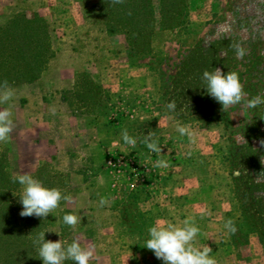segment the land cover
I'll return each mask as SVG.
<instances>
[{
	"label": "rangeland",
	"instance_id": "obj_1",
	"mask_svg": "<svg viewBox=\"0 0 264 264\" xmlns=\"http://www.w3.org/2000/svg\"><path fill=\"white\" fill-rule=\"evenodd\" d=\"M142 3L0 0V24L18 13L43 17L54 52L41 79L21 85L31 95L22 107L39 118L48 112L43 128L58 133V160L42 158L31 175L41 168L43 184L71 197L48 216L45 239L94 246L90 264H163L145 248L149 228L193 218L195 245L210 247L217 264H264V104L223 112L201 79L220 67L239 74L246 99L264 94V0H152V21L144 15L136 24L135 11L147 12ZM80 74L101 90L85 114L61 98ZM181 126L197 134L194 141ZM125 129L135 146L124 142ZM16 148L0 142L12 177L30 169ZM76 193L85 199L76 201ZM66 214L77 215L75 228L64 223ZM229 220L235 232L225 227Z\"/></svg>",
	"mask_w": 264,
	"mask_h": 264
},
{
	"label": "clouds",
	"instance_id": "obj_2",
	"mask_svg": "<svg viewBox=\"0 0 264 264\" xmlns=\"http://www.w3.org/2000/svg\"><path fill=\"white\" fill-rule=\"evenodd\" d=\"M123 2L124 0H113V3ZM234 48L237 58H243L245 50L239 45H234ZM201 79L206 86L207 94L222 106L223 112L241 102H245L246 107L249 108L264 104V94L246 99L248 94L237 72L225 73L222 68L216 67L213 71L205 70ZM3 85L6 86V90L0 96V103H6L14 96V90L8 86L7 81H4ZM168 108H174V103L168 104ZM11 116L10 108L0 110V142L7 141L13 131ZM177 130L182 136H187L193 141L197 135L190 126H181ZM122 137L126 144L135 146L136 140L129 136L126 129L122 132ZM144 142L149 149L159 151L155 142ZM260 143L264 146V140ZM261 163L264 164V161ZM155 166H164V162L157 161ZM13 182H18L23 187L22 195L19 197V202L22 204V211L19 213L21 217H48L59 207L61 200L71 199L59 188L46 187L42 181L29 173L13 177ZM103 203L105 201L102 198L101 204ZM63 221L72 228H75L79 222L75 214L64 215ZM225 227L231 232L236 231L231 220L226 223ZM199 233L200 229L193 218L183 220L182 225L165 224L158 221L148 230L149 238L145 242V248L152 251L163 264H217L216 259L210 255L212 251L210 247L201 248L195 245L194 242ZM38 243V254L43 264H63L66 260H71L74 264H90L94 258V246L82 245L78 239L71 243L62 242L61 239L52 241L46 240L45 234L41 233Z\"/></svg>",
	"mask_w": 264,
	"mask_h": 264
},
{
	"label": "trees",
	"instance_id": "obj_3",
	"mask_svg": "<svg viewBox=\"0 0 264 264\" xmlns=\"http://www.w3.org/2000/svg\"><path fill=\"white\" fill-rule=\"evenodd\" d=\"M142 6L147 12L144 14L140 10L135 11L139 19L131 21L136 24L144 23V20H141L144 15L149 18L148 21L153 19L152 0H143ZM148 24L150 25V22ZM138 26V29L144 31L143 25ZM150 29L148 27V30H145L146 36L149 37L147 40H150L152 34ZM108 32L111 34V30L108 29ZM148 48L147 42L142 50ZM53 58L49 27L43 17L18 13L0 24V89L6 88L4 81H7L9 87L38 82ZM100 97V87L86 74H80L75 77L73 90L62 93L61 98L72 112L80 111L85 114L83 109L90 105L88 103H94ZM5 166L6 161L0 160V264L40 263L38 241L48 225V217L20 216V184L13 182V177L6 171ZM42 173L39 168L34 177L39 179L38 175ZM44 185L53 188L49 182Z\"/></svg>",
	"mask_w": 264,
	"mask_h": 264
},
{
	"label": "crops",
	"instance_id": "obj_4",
	"mask_svg": "<svg viewBox=\"0 0 264 264\" xmlns=\"http://www.w3.org/2000/svg\"><path fill=\"white\" fill-rule=\"evenodd\" d=\"M25 87L27 86L10 87L14 90V96L8 102L0 103V110L10 108L12 112L11 119L13 121L14 127L13 131L10 133L9 139L13 143V146L15 145L17 147L16 149L19 151L22 149L24 153L29 156L27 162L28 164H26V166H28L30 169H28L26 173L32 174L35 166L38 165V162L42 158L47 160H58V156L56 157V154L54 153L57 144L56 137L58 136V133L55 132L54 129L50 130L48 128H43V126H47V115H49L48 112H42V114H40V117L42 118H39L37 113H34L33 116V112L31 113L22 107V101L31 97V95L26 94L28 88ZM5 90L6 88L0 89V96L3 95ZM54 119H52V122L55 121ZM38 121H40V126L42 127L41 130L38 129ZM22 137L24 139H22ZM70 179L72 186L77 187L79 185L76 175ZM78 196L81 197V200L85 199V196L82 193H76V201ZM82 245H84L83 242Z\"/></svg>",
	"mask_w": 264,
	"mask_h": 264
}]
</instances>
